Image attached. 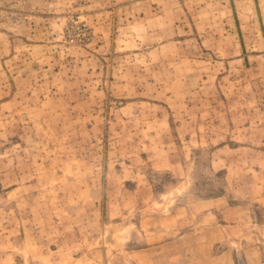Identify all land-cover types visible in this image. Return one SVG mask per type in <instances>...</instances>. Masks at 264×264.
I'll use <instances>...</instances> for the list:
<instances>
[{
    "label": "rangeland",
    "instance_id": "rangeland-1",
    "mask_svg": "<svg viewBox=\"0 0 264 264\" xmlns=\"http://www.w3.org/2000/svg\"><path fill=\"white\" fill-rule=\"evenodd\" d=\"M0 264H264V0H0Z\"/></svg>",
    "mask_w": 264,
    "mask_h": 264
}]
</instances>
